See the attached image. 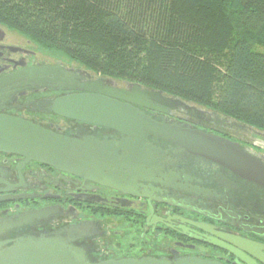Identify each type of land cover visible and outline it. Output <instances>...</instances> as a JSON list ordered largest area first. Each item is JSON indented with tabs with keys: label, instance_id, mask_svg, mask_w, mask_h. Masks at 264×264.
Returning <instances> with one entry per match:
<instances>
[{
	"label": "flooded vegetation",
	"instance_id": "obj_1",
	"mask_svg": "<svg viewBox=\"0 0 264 264\" xmlns=\"http://www.w3.org/2000/svg\"><path fill=\"white\" fill-rule=\"evenodd\" d=\"M35 56L30 48L0 40V79L35 66H67L61 61L35 62ZM71 66L85 71L74 88L102 76ZM123 82L119 86L125 87ZM39 85L16 82L2 88L0 114L41 123L82 141L120 143L127 138L112 129L43 112L41 101L80 91L35 87ZM144 110L158 122L230 140L264 162V131L181 109L169 114ZM144 147L118 151L111 177L104 171L98 180L0 152V219L47 211L0 240L85 224L87 232L73 245L91 262L151 257L172 263L264 264V188L217 163L181 155L179 147L162 140L148 137Z\"/></svg>",
	"mask_w": 264,
	"mask_h": 264
},
{
	"label": "trees",
	"instance_id": "obj_2",
	"mask_svg": "<svg viewBox=\"0 0 264 264\" xmlns=\"http://www.w3.org/2000/svg\"><path fill=\"white\" fill-rule=\"evenodd\" d=\"M0 25L264 131V0H0Z\"/></svg>",
	"mask_w": 264,
	"mask_h": 264
},
{
	"label": "water",
	"instance_id": "obj_3",
	"mask_svg": "<svg viewBox=\"0 0 264 264\" xmlns=\"http://www.w3.org/2000/svg\"><path fill=\"white\" fill-rule=\"evenodd\" d=\"M4 38L5 32L0 28V40ZM84 73L83 69L74 66L30 67L1 78L0 90L16 82L21 85L40 84L35 87L53 90L76 89L80 92L41 101L45 106L42 111L112 129L127 136L125 140L120 143L91 139L82 141L41 123L0 114V152L19 155L26 162L50 165L85 179L98 180L97 177L104 176V171H108L111 177V167L119 158L118 151L131 153L140 150V147L145 148L148 137H153L179 147L181 155L217 163L241 179L264 188V162L238 144L191 126L158 122L144 109L165 114H169L171 109L195 110L198 114H205V111L161 90L128 81H124L125 87H122L113 78L105 76L74 88ZM46 212L42 209L0 219V237L43 218ZM85 226L88 225L79 224L53 233L0 240V264H217L187 260L172 263L167 259L151 257L91 262L83 249L73 245L87 232Z\"/></svg>",
	"mask_w": 264,
	"mask_h": 264
},
{
	"label": "rangeland",
	"instance_id": "obj_4",
	"mask_svg": "<svg viewBox=\"0 0 264 264\" xmlns=\"http://www.w3.org/2000/svg\"><path fill=\"white\" fill-rule=\"evenodd\" d=\"M0 28H2L5 32V39H6L7 43H10L13 45H20L22 47H27V48L34 50L36 52L35 62H45L47 64L55 65L58 61H61V62H63V64H65L67 66L75 65V66L83 67V66L79 65L78 63L70 60L65 55H63L57 51H52L49 49H43V48L39 47L34 41L25 37L24 35H22L21 33H19L16 30L7 28V27L2 26V25H0ZM83 68H85V67H83ZM85 69L88 70L87 68H85ZM88 71H90V70H88ZM115 81L117 82V84L123 82L121 80H115ZM190 105L196 106L199 109L205 111L206 112L205 114H199V115L204 116L205 118H212L213 121L217 120L215 117H222L221 118L222 120L225 118L224 116L216 114L215 112L207 110L205 108L199 107L195 104L190 103ZM178 110H180V109H178ZM181 110H184L186 112H194L196 114L198 113L195 110H191V111H188L187 109H181Z\"/></svg>",
	"mask_w": 264,
	"mask_h": 264
}]
</instances>
